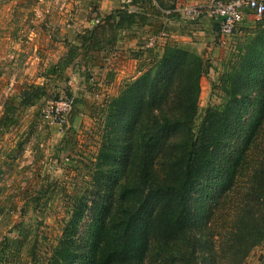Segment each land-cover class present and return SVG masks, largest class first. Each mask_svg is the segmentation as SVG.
Segmentation results:
<instances>
[{"label":"rangeland","instance_id":"374dc122","mask_svg":"<svg viewBox=\"0 0 264 264\" xmlns=\"http://www.w3.org/2000/svg\"><path fill=\"white\" fill-rule=\"evenodd\" d=\"M171 1L176 0H161L164 7ZM125 4L129 0H0V117L22 88L47 87L41 102L21 110L13 125L0 131V264H47L80 197L92 206L101 193L107 197L114 193L127 171L119 157L127 144V130L121 139V123L113 125V102L154 68L167 45L185 47L203 58L205 72L192 122L196 129L209 108H221L227 101L234 86L232 74L240 65V46L264 29V16L253 13H247L231 36H223L215 22H205L208 17L203 15L196 21L173 19L166 25L153 19L150 25L121 31L109 50L78 49L61 76L50 73L68 52L67 43L79 45L78 35L99 28ZM66 100L72 101L67 122L44 117L52 104ZM172 141L166 138L165 144ZM118 172L122 174L116 176ZM254 172L255 168L251 184L257 182ZM116 177L119 182L113 184ZM241 194L251 196L243 204L252 211L253 192L243 189ZM240 200L241 196L236 203ZM226 212L221 216L222 237H212L221 249L233 244L227 233L236 215ZM262 212L246 216L249 229L257 220L264 233ZM92 213L89 209L83 216L75 236L81 249ZM257 233L256 229L237 243L235 251H245L246 256L241 264H264V234L258 237ZM235 251H227L228 260L222 264H239Z\"/></svg>","mask_w":264,"mask_h":264},{"label":"trees","instance_id":"16d2710c","mask_svg":"<svg viewBox=\"0 0 264 264\" xmlns=\"http://www.w3.org/2000/svg\"><path fill=\"white\" fill-rule=\"evenodd\" d=\"M129 1L110 13L102 26L78 35L79 45L67 43L68 52L50 73L61 76L78 49L109 50L121 31L150 25L153 19L166 25L177 16L159 9L156 2L164 7L161 0ZM210 20L220 31L218 20ZM260 34L240 46V65L232 74L234 86L227 101L221 108H209L196 129L192 122L205 67L201 55L185 47L167 45L154 68L115 99L113 125L121 123V139L127 130V144L119 153L126 174L110 197L101 193L92 206L80 197L47 264H222L242 237L254 235L256 229L258 237L263 236L259 221L249 229L246 217L257 210L263 215L264 210V29ZM46 95L45 85L22 88L18 99L3 110L0 131ZM166 138L173 141L166 145ZM253 168L257 182L251 184ZM243 189L254 194L252 211L243 204L251 197L242 195ZM89 209L92 221L84 229L81 249L75 236ZM225 209L236 217L227 233L233 244L221 249L212 237L223 235ZM242 253H233L239 254V264Z\"/></svg>","mask_w":264,"mask_h":264},{"label":"built area","instance_id":"2783aa9c","mask_svg":"<svg viewBox=\"0 0 264 264\" xmlns=\"http://www.w3.org/2000/svg\"><path fill=\"white\" fill-rule=\"evenodd\" d=\"M257 16L264 15V0H210L206 5H197L188 9V15L195 19L204 15L210 19L218 20L220 32L223 36H231L238 32L246 18V12ZM171 13L167 11L168 15ZM167 22L169 19L164 18ZM72 109V101H60L51 105V109L44 111V117L51 122L65 123Z\"/></svg>","mask_w":264,"mask_h":264},{"label":"crops","instance_id":"0c3cea01","mask_svg":"<svg viewBox=\"0 0 264 264\" xmlns=\"http://www.w3.org/2000/svg\"><path fill=\"white\" fill-rule=\"evenodd\" d=\"M171 2L172 3L167 5V7L159 6V4L156 2V5L159 7V9H166V10L170 11L171 13L175 12V15H177L176 18H171L169 23L173 22V19H175V20L186 19V20H193V21L199 20L200 17L195 18V19H190L189 18L190 16L188 15V9L195 7L197 5H200V6L206 5L210 2V0H176V1H171ZM104 6H105V4H104ZM204 20H206L205 22H208V20H210V19L207 18ZM193 23L197 24L195 22H193ZM204 27L205 26H203V28ZM203 28L201 27L200 29H203Z\"/></svg>","mask_w":264,"mask_h":264}]
</instances>
